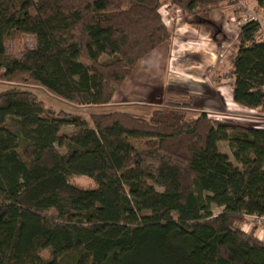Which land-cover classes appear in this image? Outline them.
Listing matches in <instances>:
<instances>
[{
  "label": "trees",
  "instance_id": "obj_1",
  "mask_svg": "<svg viewBox=\"0 0 264 264\" xmlns=\"http://www.w3.org/2000/svg\"><path fill=\"white\" fill-rule=\"evenodd\" d=\"M252 1L264 12V0ZM232 2L0 0V82L12 85L0 93V264H264L258 226L245 230L249 216H264V129L184 104L87 122L29 89L110 106L139 62L172 39L163 7L193 18ZM260 31L242 25L232 59L233 101L252 110L264 108ZM74 176L96 187L79 188Z\"/></svg>",
  "mask_w": 264,
  "mask_h": 264
},
{
  "label": "rangeland",
  "instance_id": "obj_2",
  "mask_svg": "<svg viewBox=\"0 0 264 264\" xmlns=\"http://www.w3.org/2000/svg\"><path fill=\"white\" fill-rule=\"evenodd\" d=\"M167 26L172 30L173 37L166 43V48L169 47L171 52L170 57L176 59L172 69L174 75L179 76L182 84L190 83L193 80L207 83L210 87L223 88L226 91L229 89L233 95L232 89V59L236 55L238 47V36L240 34V27L246 24L249 19V13H253L259 18L261 31L258 39L264 40V12L252 0H233L232 3L225 6L221 10H215L211 14L201 13L196 17H187L182 11L174 7L166 5L161 10ZM216 19V20H215ZM215 23L219 26L223 34L211 24ZM216 25V26H217ZM217 26V27H218ZM193 31L194 37L184 35V29ZM218 31V32H217ZM219 34V35H218ZM186 42L184 45L182 42ZM181 42V58L178 57L177 52L173 53V44ZM26 46L30 49L36 45L35 38L31 36L25 37ZM185 46H188V52H185ZM8 52L15 56H20L21 52L16 50L12 42L7 45ZM175 55L177 56L175 58ZM170 58H168L169 60ZM212 72V74H211ZM138 78V76H137ZM151 84V85H150ZM206 84V85H207ZM23 86V85H22ZM12 85L0 82V93L9 89ZM26 88V86H23ZM134 87L132 81L128 79L118 91L117 99L114 100L115 106H106L104 108L97 107H77L65 103L61 100L49 95L46 91L39 88L29 89L36 94L40 100L44 101L48 106L56 111H65L67 113L79 115L83 120L90 122V116L97 113H111L115 110L133 113L141 116H149L155 109H162L168 104H184L189 106V112L193 115H200L202 113L214 122L231 123L243 127H259L264 129V108L257 110L245 109L239 107L234 102H230L229 110L226 113L214 112L213 106L207 103L202 107L203 101H198L199 96L191 95L185 89H159L158 81L142 80L141 88H136L135 94L131 93V88ZM144 87V88H142ZM187 87V86H186ZM28 88V87H27ZM155 88V89H154ZM153 92H152V91ZM175 92L183 94L178 95ZM205 96V95H204ZM205 108V109H204ZM73 127H65L63 132L70 133ZM132 147L135 151L144 149V142L131 141ZM222 153L229 155L233 160L232 151L225 142L219 144ZM71 183L82 189H93L96 187L94 182L82 176H74L71 178ZM116 199L115 196H101L97 201L99 204H105ZM222 210L215 208L214 213L218 214Z\"/></svg>",
  "mask_w": 264,
  "mask_h": 264
},
{
  "label": "crops",
  "instance_id": "obj_3",
  "mask_svg": "<svg viewBox=\"0 0 264 264\" xmlns=\"http://www.w3.org/2000/svg\"><path fill=\"white\" fill-rule=\"evenodd\" d=\"M254 2V1H253ZM216 20V19H215ZM183 34L188 35L190 37H194L193 31L190 29L183 28ZM219 34H223V32H220ZM218 34V35H219ZM182 42V41H181ZM181 42L180 43H174L173 44V54L177 52L178 57L185 56L184 54H181ZM184 45L186 42H182ZM166 44L162 45L160 48H158L156 51H154L151 55L146 57L145 59L141 60L133 73V75L129 78L132 81V84L134 87L131 89V93L135 94L137 92L136 88H141L142 80L146 79L147 81H158L159 86H161L159 89H185L187 90L191 95L193 96H199L197 98L198 101H203V104L201 105L202 107H205L207 103H210L211 106H213L214 112H223L226 113L227 110H229V106L231 105L230 102L233 101V95L231 90L229 91L225 90L226 87L220 88L218 87L215 89V87H210L207 83L201 82L199 80L195 81L193 80L190 83H185L184 85L182 84V81L180 80L181 78L179 76L174 75L175 73L173 72L172 66L175 62L176 59H172L170 57L171 52L169 51V47H165ZM184 49L185 52H188L186 50L188 49V46H185ZM175 55V58L177 57ZM186 57V56H185ZM168 58H170L168 60ZM212 74V72H211ZM138 76V78H137ZM207 84V85H206ZM151 85V84H150ZM187 86V87H186ZM144 88V87H142ZM155 89V88H154ZM152 91V90H151ZM153 92V91H152ZM118 95V94H117ZM117 95L114 96L113 101L111 103V106H114L113 103L114 100L117 99ZM205 95V96H204ZM205 104V105H204ZM234 104H236L234 102ZM238 105V104H237ZM241 108H245L243 106L238 105ZM115 107V106H114ZM205 109V108H204ZM247 109V108H245ZM257 110V109H256ZM259 128V127H257ZM254 228L253 225H248L245 227V230L249 232ZM256 234L257 236L264 240V227H256Z\"/></svg>",
  "mask_w": 264,
  "mask_h": 264
},
{
  "label": "built area",
  "instance_id": "obj_4",
  "mask_svg": "<svg viewBox=\"0 0 264 264\" xmlns=\"http://www.w3.org/2000/svg\"><path fill=\"white\" fill-rule=\"evenodd\" d=\"M256 21L259 22L261 25L262 23L260 22L259 18L253 13H249V19L246 20V22H252ZM249 219L251 220V224L253 226H258V227H264V216H249Z\"/></svg>",
  "mask_w": 264,
  "mask_h": 264
}]
</instances>
